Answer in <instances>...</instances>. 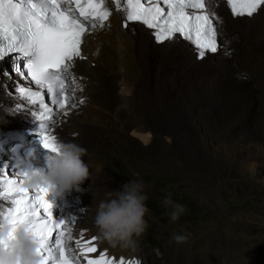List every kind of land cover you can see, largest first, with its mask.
Masks as SVG:
<instances>
[{"label":"rangeland","instance_id":"374dc122","mask_svg":"<svg viewBox=\"0 0 264 264\" xmlns=\"http://www.w3.org/2000/svg\"><path fill=\"white\" fill-rule=\"evenodd\" d=\"M222 19L219 40L230 47V80L199 89L192 79H165L171 91L143 92L138 100L137 111L149 121L152 141L143 146L132 139L130 121L127 144L118 155L98 150L105 175L120 185L136 180L145 186L148 227L135 248L144 252L142 264H165L158 255L165 250L186 264H264V230L246 228L250 222L264 225V51L254 36L234 32ZM4 69L12 76L5 77L6 83L17 80L11 61ZM1 115L0 136L5 138L7 120ZM112 121L103 119L93 137L97 145L120 143ZM169 194L186 208L177 221L170 219L172 208L162 203ZM174 235L187 240L178 244Z\"/></svg>","mask_w":264,"mask_h":264},{"label":"snow or ice","instance_id":"6c2138e0","mask_svg":"<svg viewBox=\"0 0 264 264\" xmlns=\"http://www.w3.org/2000/svg\"><path fill=\"white\" fill-rule=\"evenodd\" d=\"M221 0H0V62L11 60L12 73L26 84L15 86V111H27L38 124L42 146L56 152L60 141L57 117L86 103L77 97L83 85L73 69L85 59L82 45L92 33L108 27L110 5L123 15V26L139 23L152 30L157 44L182 38L194 46L198 59L222 52L231 56L222 37ZM233 18H253L264 0H223ZM134 31V30H133ZM98 54V53H97ZM3 75L12 78L4 70ZM245 74H237V78ZM34 85L35 87H33ZM12 95V93H8ZM47 98V100H46ZM31 106V107H29ZM21 176V173L19 174ZM23 180L0 168V200L11 201L4 213L13 225L25 224L41 243L43 264H142L138 258L113 257L99 247L97 235L74 233L76 217L57 221L48 191L35 195Z\"/></svg>","mask_w":264,"mask_h":264},{"label":"bare ground","instance_id":"6f19581e","mask_svg":"<svg viewBox=\"0 0 264 264\" xmlns=\"http://www.w3.org/2000/svg\"><path fill=\"white\" fill-rule=\"evenodd\" d=\"M110 7L112 15L108 21L109 26L86 38L82 46L85 59L77 60L73 69L82 78L79 82L83 85V91L78 92L77 97L85 98L86 103L73 109L67 117H57L56 131L61 138L59 142L70 141L85 148L87 155L81 159L88 165L90 172L89 179L79 186V190L74 188L65 194L63 200L67 202L68 210L60 209L59 214L65 220L76 217L74 233L87 230L88 236L97 235L94 224L95 205L104 199L108 189L118 190L121 187L117 179L103 173L104 167L98 159V150L104 147L109 150V154L118 155V151L127 144L124 135L127 134L130 121L133 126L129 132L133 135L143 142L147 141V144L154 138L149 121L137 111L139 96L143 92L168 93L171 88L165 83V79L176 76L185 81L195 80L197 83H192L195 88L212 89L222 81L228 82L232 72L228 65L231 56L225 57L222 52H218L214 56L207 55L204 59L197 60L196 51L186 42L177 40L172 44H157L151 31L142 24L132 23L126 29L121 12L114 5ZM216 11L219 16H225L234 32L254 36L258 50L264 51V24L260 22L264 10L253 18H233L224 3L220 2ZM219 42L221 43L220 40ZM215 56L220 59L219 62L214 60ZM7 62L0 63V115L3 113L1 116L7 120V125L4 124L5 138L0 136V168L8 166L9 157L17 153L29 155L33 151L36 157L33 162L39 161L45 166L52 153L42 146L38 124L31 115L26 110L15 111V86L17 82H26L19 77L10 83L5 82L3 72ZM160 82L165 84L163 89L159 87ZM85 104H88L87 110ZM108 117L112 118L111 128L120 134L121 141L119 144L105 141L97 145L93 137L100 130L103 119ZM11 142L13 144L9 145ZM245 144L249 145V140ZM151 148L154 149L153 145ZM152 151L154 150L149 152L150 159L154 156ZM9 207L11 204L8 201L0 200V213ZM225 224L228 225L227 222ZM247 227L264 230V225L253 222L248 223ZM99 247L107 249L113 257L141 260L144 255L138 249L130 254V248H113L102 242H99ZM158 255L165 264H186L168 250ZM210 263L214 264L213 261ZM196 264H202V260H197Z\"/></svg>","mask_w":264,"mask_h":264},{"label":"clouds","instance_id":"9594fccd","mask_svg":"<svg viewBox=\"0 0 264 264\" xmlns=\"http://www.w3.org/2000/svg\"><path fill=\"white\" fill-rule=\"evenodd\" d=\"M177 40L186 42L182 38ZM57 148L47 158L45 166L21 172L24 189H46L48 194L63 198L74 188L79 190V186L89 179V167L81 159L87 155L85 148L70 141L59 142ZM29 156L36 158L34 151ZM147 200L144 184L136 180L122 184L118 190L108 189L104 199L95 205L94 224L100 242L113 248L135 249L148 227L145 219L149 213ZM162 203L172 208L169 213L172 221H177L186 211L184 205L171 199V194ZM59 216L58 213L55 218ZM173 239L180 244L186 242L187 237L174 235ZM41 248V243L27 225H13L6 217L0 218V264H43Z\"/></svg>","mask_w":264,"mask_h":264},{"label":"water","instance_id":"95a60500","mask_svg":"<svg viewBox=\"0 0 264 264\" xmlns=\"http://www.w3.org/2000/svg\"><path fill=\"white\" fill-rule=\"evenodd\" d=\"M130 137L134 140H137L138 142H140L141 144H143V146H147V141L143 142L139 137H136L135 135H133L132 133L130 134Z\"/></svg>","mask_w":264,"mask_h":264},{"label":"flooded vegetation","instance_id":"af4514ba","mask_svg":"<svg viewBox=\"0 0 264 264\" xmlns=\"http://www.w3.org/2000/svg\"><path fill=\"white\" fill-rule=\"evenodd\" d=\"M35 168H38V167H35Z\"/></svg>","mask_w":264,"mask_h":264}]
</instances>
